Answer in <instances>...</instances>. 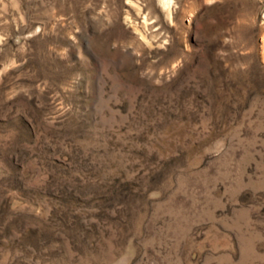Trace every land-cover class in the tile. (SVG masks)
I'll list each match as a JSON object with an SVG mask.
<instances>
[{
  "label": "rangeland",
  "instance_id": "rangeland-1",
  "mask_svg": "<svg viewBox=\"0 0 264 264\" xmlns=\"http://www.w3.org/2000/svg\"><path fill=\"white\" fill-rule=\"evenodd\" d=\"M0 264H264V0H0Z\"/></svg>",
  "mask_w": 264,
  "mask_h": 264
}]
</instances>
